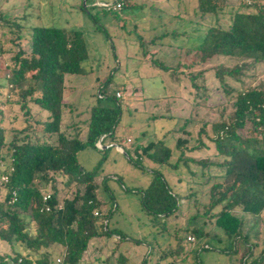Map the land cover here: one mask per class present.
I'll return each mask as SVG.
<instances>
[{
	"label": "trees",
	"instance_id": "trees-1",
	"mask_svg": "<svg viewBox=\"0 0 264 264\" xmlns=\"http://www.w3.org/2000/svg\"><path fill=\"white\" fill-rule=\"evenodd\" d=\"M112 2L121 3L120 10L138 6L132 0ZM222 3L197 0L195 13L201 19L217 20L223 15L229 23L206 26L201 42L186 54L195 56L192 62L205 72L213 60L233 61V65L218 63L212 71L218 88L229 99L230 112L225 114L223 109L217 121L202 122L195 137L192 129L197 121L184 118L174 130L179 136L176 156L163 140L152 150L142 147V153L138 148L122 149L131 164L146 155L159 166L152 170L141 196L142 207L153 218L174 221L182 216L186 202L197 211L201 205L203 212L192 215L187 227L175 233L189 232L195 241L228 239L234 253L241 248L238 264H264V78L259 79L257 72L264 65V0H240L237 7ZM19 19L0 21V56L11 54L4 66L6 75H1L0 66V97L16 95L9 103L23 115L20 128L11 129L9 139L7 127L0 125V241L9 246L8 252H0V264H17L19 259L20 264H58L57 259L59 264H84L94 240L105 235L125 239L108 226L114 207L106 210L99 198L96 174L79 170L77 162L82 149L114 141L121 113L117 91L110 96L115 105H94L85 120L69 119L72 105L67 78L89 72L84 67L88 51L83 34L55 27L25 28ZM22 41L30 44L28 52L20 48ZM4 43L10 47L4 49ZM150 62L168 69L153 58ZM194 64H183L180 59L177 64L188 72L193 85L204 75L203 70L190 73ZM105 88L99 95L108 98ZM6 90L9 95L4 94ZM181 165L191 166L189 172L194 175L207 173L203 181L211 184L206 191L173 192L164 169L177 171ZM2 176L8 177L6 183ZM68 189L70 196L65 197ZM46 194L50 198L43 201ZM191 195L199 198L191 202ZM179 244L176 252L181 250ZM209 248L205 243L203 249ZM119 258L124 264L125 257Z\"/></svg>",
	"mask_w": 264,
	"mask_h": 264
},
{
	"label": "rangeland",
	"instance_id": "rangeland-1",
	"mask_svg": "<svg viewBox=\"0 0 264 264\" xmlns=\"http://www.w3.org/2000/svg\"><path fill=\"white\" fill-rule=\"evenodd\" d=\"M132 1L138 6L104 13L102 7L113 3L112 0H0V21L18 17L25 28L55 27L83 34L88 51L84 67L89 72L67 78L71 91L68 101L72 105L69 119L85 120L94 105H115L110 96L115 91L120 93V97L115 93L121 113L114 141L107 139L97 148L82 149L77 154V162L79 170L96 174L100 183L99 198L105 202L106 210L114 207L108 226L125 239L105 235L94 240L83 263L121 264L119 257L122 255L126 259L124 264H238L241 248L234 253L228 239H194L191 242L188 237L193 236L189 232L175 233V230L187 227L192 215L203 212L201 205L197 211L187 205L190 202L184 203L182 216L174 221L153 218L142 207L141 196L151 181L152 170L159 168L158 164L146 155L137 158V164H131L122 153L124 151L114 147L138 148L142 153V147L149 146L148 150H152L151 146L163 140L176 156L175 141L179 136L174 130L181 126L184 118L197 121L192 129L195 137L202 122L217 121L223 109H226L225 114L230 112L229 99L218 88L212 71L218 63L233 65V61L227 58L213 60L205 72L204 67L192 62L197 59L195 56L186 54L188 49L196 48L201 42L206 26H226L228 18L219 15L218 22L214 18L201 19L195 13L197 0ZM219 1L227 7H237L240 2ZM175 32L178 35H174ZM9 47L4 43V49ZM20 48L28 52L30 44L22 41ZM143 52L147 54L146 58ZM10 58L9 53L0 56L1 75L8 73L4 66L9 64ZM151 58L168 69L152 64ZM179 59L183 64H194L191 74L203 70L204 75L197 78L194 85L184 67H177ZM257 72L259 79L264 78V65ZM102 86L106 87L108 98L99 95ZM7 91L4 94L9 95ZM16 99V95L6 97L2 94L0 97V101L3 100L0 102V125L7 127V139L11 129H19L23 120L18 106L9 103ZM200 154L203 153L196 156ZM192 170L191 166L183 165L177 171L164 169L173 192L193 193L209 187L211 182L203 181L207 173L197 171L194 175L189 172ZM66 191L63 194L69 197L71 189ZM189 198L193 202L199 197L191 195ZM201 201L205 200L202 198ZM178 243L181 250L176 252ZM205 243L209 249H203ZM8 251V244L0 241V252Z\"/></svg>",
	"mask_w": 264,
	"mask_h": 264
},
{
	"label": "built area",
	"instance_id": "built-area-1",
	"mask_svg": "<svg viewBox=\"0 0 264 264\" xmlns=\"http://www.w3.org/2000/svg\"><path fill=\"white\" fill-rule=\"evenodd\" d=\"M103 7H105V8H107V9H111L112 11H118V10H120L121 9V3H116V4H110V5H104ZM116 95H117V97H120V93H116ZM128 143L130 142V140H128L127 141ZM8 177L7 176H2V178H1V181L3 182V183H6L7 182V179ZM50 198V196L49 195H44L43 196V201H47L48 199ZM49 209L48 208H46V211H48ZM97 215H99L97 212L95 213V216H97ZM188 240L189 241H191V242H193L194 241V237H188ZM22 261H21V259H19L18 261H17V264H20ZM56 263H61V261H60V259H57L56 260Z\"/></svg>",
	"mask_w": 264,
	"mask_h": 264
},
{
	"label": "water",
	"instance_id": "water-1",
	"mask_svg": "<svg viewBox=\"0 0 264 264\" xmlns=\"http://www.w3.org/2000/svg\"><path fill=\"white\" fill-rule=\"evenodd\" d=\"M103 137H104V136H102V137L99 139V141H98V145L101 144ZM100 146H101V145H100ZM114 147H116V148L118 147V149H121V150H122V148L119 147V146H117V145H114ZM103 149H104V147H103ZM122 153H124V152H122Z\"/></svg>",
	"mask_w": 264,
	"mask_h": 264
},
{
	"label": "crops",
	"instance_id": "crops-1",
	"mask_svg": "<svg viewBox=\"0 0 264 264\" xmlns=\"http://www.w3.org/2000/svg\"><path fill=\"white\" fill-rule=\"evenodd\" d=\"M120 152H122L123 151V149L121 150V149H118Z\"/></svg>",
	"mask_w": 264,
	"mask_h": 264
}]
</instances>
